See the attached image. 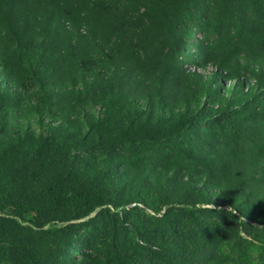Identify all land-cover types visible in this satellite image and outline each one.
Returning <instances> with one entry per match:
<instances>
[{"label": "trees", "instance_id": "trees-1", "mask_svg": "<svg viewBox=\"0 0 264 264\" xmlns=\"http://www.w3.org/2000/svg\"><path fill=\"white\" fill-rule=\"evenodd\" d=\"M263 64L264 0H0V247L80 264L82 221L112 210L140 238L115 264H246L222 246L234 220L264 226ZM166 144L169 162L140 155ZM139 205L158 217L129 222ZM216 214L194 248L178 237Z\"/></svg>", "mask_w": 264, "mask_h": 264}, {"label": "rangeland", "instance_id": "rangeland-1", "mask_svg": "<svg viewBox=\"0 0 264 264\" xmlns=\"http://www.w3.org/2000/svg\"><path fill=\"white\" fill-rule=\"evenodd\" d=\"M140 23V20L133 19L130 26L131 32L139 28ZM201 41H203V37L200 35H197V38L192 40V42L196 44H200ZM192 49L196 50L197 48L192 46ZM196 65H191V68H196ZM209 68L211 69V66ZM255 68L264 72V64L255 66ZM198 129L202 132L200 137H198L203 140L208 137L203 133L206 130H211L219 136L222 133L230 132L224 120L221 123L213 122L200 126ZM198 137L196 132L187 133L178 140V145L185 147L194 146L198 143ZM157 148V152L140 149V155L146 156L152 161H171L175 150L171 149L168 144L159 145ZM90 159L98 162L102 159V156L98 154L96 156H91ZM133 206H135V204H133ZM139 208L141 211H135L128 216L129 222L138 221L139 224H144L147 223V217H158L143 205H139ZM205 208L214 209V206L207 205ZM223 209L227 210V207ZM9 212H11V210H9ZM25 218L27 222H25L24 225H27L31 216L26 215ZM198 218L199 219L195 221L184 220L176 232L180 240H184L191 248L195 247L196 240L202 232H216L221 229L223 224L229 219V217L224 214H216L211 219L202 218L199 215ZM82 222L83 228L80 233V238L85 244L78 253L74 254V256L80 260V264H115V258L117 256L116 246L121 245V242L132 246L140 240L139 236L136 235V232L132 228H128L125 231L120 230L119 224L112 218V210L105 216L100 215V211H97ZM234 227L240 232L243 242L236 245L235 242L226 241L222 246V252L230 254V256L237 259L238 262L245 261L246 264H264V226L257 225L249 220L238 219L234 220ZM230 245L234 246V250H231ZM54 255L59 256L62 261L67 258L61 253L54 252ZM0 264H15L11 259L8 248L4 246L0 247Z\"/></svg>", "mask_w": 264, "mask_h": 264}]
</instances>
